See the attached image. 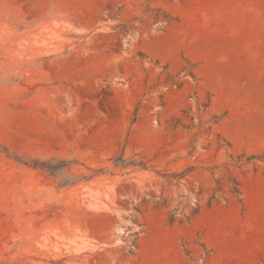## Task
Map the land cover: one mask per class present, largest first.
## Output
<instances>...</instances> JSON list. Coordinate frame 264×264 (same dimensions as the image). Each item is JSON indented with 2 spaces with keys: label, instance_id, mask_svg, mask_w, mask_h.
Returning <instances> with one entry per match:
<instances>
[{
  "label": "rangeland",
  "instance_id": "1",
  "mask_svg": "<svg viewBox=\"0 0 264 264\" xmlns=\"http://www.w3.org/2000/svg\"><path fill=\"white\" fill-rule=\"evenodd\" d=\"M0 264H264V0H0Z\"/></svg>",
  "mask_w": 264,
  "mask_h": 264
},
{
  "label": "trees",
  "instance_id": "2",
  "mask_svg": "<svg viewBox=\"0 0 264 264\" xmlns=\"http://www.w3.org/2000/svg\"><path fill=\"white\" fill-rule=\"evenodd\" d=\"M235 185H236V188H235L234 191L239 194L240 193V189H239L238 184L236 182H235Z\"/></svg>",
  "mask_w": 264,
  "mask_h": 264
}]
</instances>
